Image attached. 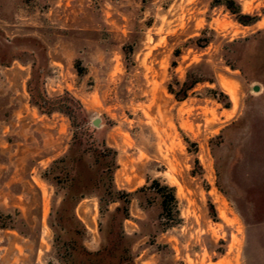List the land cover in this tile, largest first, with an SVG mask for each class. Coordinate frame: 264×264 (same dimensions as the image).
Listing matches in <instances>:
<instances>
[{
  "label": "rangeland",
  "instance_id": "1",
  "mask_svg": "<svg viewBox=\"0 0 264 264\" xmlns=\"http://www.w3.org/2000/svg\"><path fill=\"white\" fill-rule=\"evenodd\" d=\"M224 2L0 0V264H264V0Z\"/></svg>",
  "mask_w": 264,
  "mask_h": 264
},
{
  "label": "trees",
  "instance_id": "2",
  "mask_svg": "<svg viewBox=\"0 0 264 264\" xmlns=\"http://www.w3.org/2000/svg\"><path fill=\"white\" fill-rule=\"evenodd\" d=\"M225 2L223 3L224 6L229 9L232 13H236L238 15V20L243 23V24H249L251 22H254L257 18L256 17H251L248 15H242L239 13V10H237V4L235 2V0H224ZM205 44H203L202 46H204ZM202 79L198 78V77H194L191 78L189 75L186 76V80L183 82L184 88L181 90L182 91V95H180V99L182 97H185L186 92L191 89L192 87H194V85H196L198 82H200ZM169 91L173 92L172 88L169 86ZM216 97V96H215ZM156 185V184H155ZM158 185V184H157ZM155 189L157 192H159L161 194L162 197V208L163 211L168 210V208L170 206H172L171 202L174 201V194L171 192V188H168L167 186H155ZM164 190H169L170 194H169V198L170 201L167 199V196L165 195Z\"/></svg>",
  "mask_w": 264,
  "mask_h": 264
},
{
  "label": "water",
  "instance_id": "3",
  "mask_svg": "<svg viewBox=\"0 0 264 264\" xmlns=\"http://www.w3.org/2000/svg\"><path fill=\"white\" fill-rule=\"evenodd\" d=\"M255 89H257V86H255Z\"/></svg>",
  "mask_w": 264,
  "mask_h": 264
}]
</instances>
